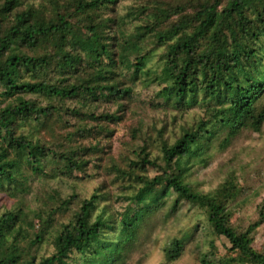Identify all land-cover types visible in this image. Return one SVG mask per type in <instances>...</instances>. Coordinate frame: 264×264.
I'll return each mask as SVG.
<instances>
[{
    "label": "trees",
    "instance_id": "16d2710c",
    "mask_svg": "<svg viewBox=\"0 0 264 264\" xmlns=\"http://www.w3.org/2000/svg\"><path fill=\"white\" fill-rule=\"evenodd\" d=\"M36 1L0 0V196L22 200L0 214V264H121L139 236L196 210L204 215L191 234L163 241L166 262L196 240L199 264H264V243L252 238L264 200L257 221L236 227L232 208L249 197L240 178L231 172L208 192L190 179L212 145L225 149L264 126V0H133L124 11L122 0ZM160 49L158 69L145 70ZM198 103V118L185 123ZM139 104L163 116L154 140L130 115ZM120 130L124 161L112 154ZM104 157L112 183L128 179L132 192L110 202L101 185L54 235L52 252L39 255L74 196L40 199L33 188L49 176H90ZM29 195L40 206L26 212Z\"/></svg>",
    "mask_w": 264,
    "mask_h": 264
},
{
    "label": "rangeland",
    "instance_id": "374dc122",
    "mask_svg": "<svg viewBox=\"0 0 264 264\" xmlns=\"http://www.w3.org/2000/svg\"><path fill=\"white\" fill-rule=\"evenodd\" d=\"M30 1L37 3L36 0ZM131 1L133 0H122L117 7V10L124 11L126 5L130 4ZM161 52L162 49L149 56L145 70L152 71L158 69V57ZM140 92L143 96L144 91L140 90ZM142 96L141 99L145 100ZM200 111L201 104L198 103L195 107L190 109L187 115L183 116L184 122L190 125L198 118L201 113ZM132 112L135 114L130 115L137 116L133 119H139L149 131L150 139L154 140L156 136L154 129L157 128L158 130L160 127V120L163 117L162 114L153 113L149 108L142 106L141 104L134 107ZM134 123L136 122L128 120L125 126L131 127ZM122 139L123 141L127 140L123 138V132L120 130L119 133L116 134L115 139L112 140V154L115 155V157L119 155V161L120 159L124 161L123 156L127 154L125 148L120 144ZM208 150L210 151L206 155V162L204 163L205 168L198 175L197 179L193 178L194 175L190 179L194 181L196 180L195 182L199 185L198 189L203 192H208L215 190L218 184L224 180L229 173L234 172L240 178L238 180L239 184L247 189L246 193L249 197L246 201L240 202V205L232 208V222L236 227H247L249 224L257 221V206L264 200V126L260 133L243 132L239 138L237 137L232 141L230 146L225 149L212 145ZM203 152L205 151L201 150L202 155ZM109 166V158L104 157L100 161L99 167L95 168L93 173H89L90 176L81 179L71 177L61 179L59 176H49L45 178V180L43 179L40 183V191L33 188L31 194L37 195L40 199L43 198L42 194L51 191H54V193L56 192L62 198L74 196V198H72L70 211L65 213L60 212L54 216V222L49 230L51 235L44 237L43 242L37 248L39 255L48 256L52 252L53 246L51 242L53 241L54 235L61 229L62 225L67 224L71 220V214L76 212L79 202L88 198L101 185L103 186L102 190L108 194L110 202L114 201L116 195H122L123 193L130 194L132 192V188L129 186L130 181L128 179L124 181V183L122 181L125 179L120 180L115 184L112 183V177L108 176ZM246 177L248 178V181L246 180ZM18 185L19 188L25 187L22 184ZM122 185L124 189L120 191L119 186ZM30 199L31 196L29 195L26 199L25 205L21 204L25 206L23 209L26 212L29 208L36 209L35 207L40 206L38 202H33ZM21 202V199L20 202L17 199L12 201V199L6 194H2L0 196V214L6 209L18 208V205ZM203 215L202 210L188 211L185 216L179 219L174 228H171L164 233L154 235V237H151L150 239L139 236L137 242H135L128 250V253L125 255L126 257L122 260L121 264H199L195 261V257L199 253L194 248V241L196 240H193V242L187 246V248H189L183 254V258L174 263H168L165 261L161 252V246L166 239L172 240L174 238H180L191 234L197 219L202 221ZM29 217L31 218V214ZM34 224H38L36 220ZM23 227L26 230L28 228L26 224H24ZM199 235L200 233L198 232L192 234L195 238L199 237ZM252 238L256 246H261L264 243V224L252 233ZM210 239L209 236L206 238L202 237V240L205 241L204 244L209 243ZM213 241L223 255L237 257V253L227 251L221 240L214 239ZM25 243L26 242H24L23 245ZM202 250L208 251L207 246H202Z\"/></svg>",
    "mask_w": 264,
    "mask_h": 264
}]
</instances>
